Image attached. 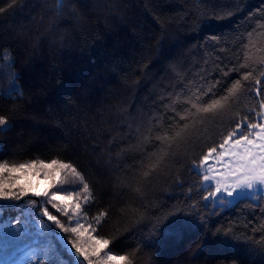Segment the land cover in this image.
Returning a JSON list of instances; mask_svg holds the SVG:
<instances>
[{
    "label": "trees",
    "instance_id": "obj_1",
    "mask_svg": "<svg viewBox=\"0 0 264 264\" xmlns=\"http://www.w3.org/2000/svg\"><path fill=\"white\" fill-rule=\"evenodd\" d=\"M239 63L253 75L224 109L197 113L183 102L218 80L214 91L223 95L241 75L224 73ZM262 72L264 0H64L62 7L0 0V116L8 121L0 162L58 157L77 166L92 190L80 222L110 241L105 251L113 256L127 254L134 264H264V197L205 207L212 187L190 171L209 147L219 150L236 122H260ZM13 77L18 89L8 95ZM165 132L180 136L161 144L156 137ZM44 187L41 179L37 190ZM45 201L26 197L0 209V229L29 214L39 223L45 207L67 220ZM177 229L182 235L166 234ZM217 229L231 230V238ZM70 255L56 258L68 264Z\"/></svg>",
    "mask_w": 264,
    "mask_h": 264
},
{
    "label": "snow or ice",
    "instance_id": "obj_2",
    "mask_svg": "<svg viewBox=\"0 0 264 264\" xmlns=\"http://www.w3.org/2000/svg\"><path fill=\"white\" fill-rule=\"evenodd\" d=\"M64 0H57L58 6H63ZM251 36V33L249 34ZM247 56V54H246ZM8 62L14 63L10 56ZM246 63L234 65L227 72H241L238 79L224 90L223 95L216 96L214 89L222 84V81H215L206 89L198 87L195 95V101L188 97L183 102L190 103L191 108H195L197 113L211 114L224 109L237 92L243 87V82L251 79V71H241L247 68ZM264 80V72L261 73L257 80L259 84ZM18 89L15 85V77L10 82L8 95L11 91ZM214 96L207 103H201L205 97ZM181 102L179 94L177 100L173 101V106ZM167 107V105H165ZM264 110V102L259 105ZM174 110V107H173ZM189 109H185V114H177L179 120L183 121L188 118ZM247 117L244 118V121ZM244 121L236 122L235 128L223 137L222 142L217 147H209L204 155L199 159V163L193 161L190 171L198 175L201 172L208 173L203 175L202 187H212L215 182V191L204 197L205 207L207 201L213 200L218 206L231 204L237 195L251 198L253 194L259 195L264 192V123H245ZM8 121L6 117L0 116V131L7 130ZM187 124L183 127L187 128ZM248 128V133L244 134L242 129ZM180 136L177 132L174 136H169L167 132L158 135L156 140L161 144L167 142L169 146ZM238 137V138H237ZM213 159L219 165V168L212 167ZM155 165L150 171L155 170ZM149 173L146 172L145 176ZM43 179L45 187L42 191L37 190L39 181ZM33 180L36 183H33ZM77 185H82L80 191H75ZM71 189V190H70ZM81 192L85 195L81 200ZM224 193L227 194L225 197ZM31 194L35 197H45L46 203L56 209L58 214L67 218L62 221L58 215H53L47 207L42 209V217L39 223L31 216L20 217L15 222L9 220L3 224L0 229V264H59L56 253L60 255L71 254L68 264H83L79 257L87 261V264H134L133 258L129 255L119 257L110 254L108 239L98 238L96 227L92 224L85 226L80 222L84 213V205L92 199V190L86 181L83 173L70 161L54 157L50 160L39 157L27 160L21 163L0 162V209L5 207L3 201H21ZM231 198V199H229ZM29 203H35L29 201ZM15 206V205H8ZM105 213L101 212L94 217L95 224L101 223ZM46 217V221L43 219ZM177 217L173 214L170 222L175 223ZM51 222L49 224L48 222ZM204 218L201 217V224ZM184 226L191 227V219L183 218ZM74 224V226H72ZM55 226V227H53ZM6 229L7 231H5ZM55 229H61L65 233L74 234L76 239L72 240L71 247L67 248V253L60 247L59 241L55 239ZM167 235H182L177 229L175 233L171 231ZM217 234L221 235L223 240L231 238V230H225L222 234L217 229ZM37 237L36 240L32 236ZM86 237V243H80L81 238ZM67 245L68 241L63 236L59 238ZM52 242H49V241ZM10 241H21L22 247L13 249ZM55 243V247H53ZM264 244V240L259 241ZM75 249V253L72 250ZM22 253V256H21ZM135 253H133V256ZM74 256L75 258H71ZM92 257H95L94 261Z\"/></svg>",
    "mask_w": 264,
    "mask_h": 264
},
{
    "label": "water",
    "instance_id": "obj_3",
    "mask_svg": "<svg viewBox=\"0 0 264 264\" xmlns=\"http://www.w3.org/2000/svg\"><path fill=\"white\" fill-rule=\"evenodd\" d=\"M26 197L33 198V199L36 201V204H37V202L39 201V197L32 196L31 194H29V195L26 196ZM26 197H24V198H26ZM24 198H23V199H24ZM2 203L5 204V207H10V206H8V205H19V204L21 203V201L2 202ZM36 204H35V205H36ZM36 214H37L38 216L42 217V215H40L39 213H36ZM44 219H46V218L44 217ZM49 224H51V222H49ZM60 236H63V237L65 238V240H67L66 237L64 236V234L61 232V230L55 229V237L57 238V240L59 241V243H60V244L66 249V251H67V248L71 247V243L67 240V241H68V244L65 245V244H64V241H61V240L59 239ZM72 252L75 253V249H73ZM73 257H74V256H73ZM74 258H75V257H74ZM79 259H80L81 261H83V264H87V261L83 260V257H79Z\"/></svg>",
    "mask_w": 264,
    "mask_h": 264
},
{
    "label": "rangeland",
    "instance_id": "obj_4",
    "mask_svg": "<svg viewBox=\"0 0 264 264\" xmlns=\"http://www.w3.org/2000/svg\"><path fill=\"white\" fill-rule=\"evenodd\" d=\"M260 123H264V110H260ZM219 151V150H218ZM212 163V167L213 168H219V165L215 162V160L213 159V161L211 162ZM205 174H208V173H204V172H201V182H202V180H203V175H205ZM201 185H202V183H201ZM212 192L213 191H215V182L213 181L212 182ZM224 195H225V197L227 196V194L226 193H224ZM259 195H261V196H263L264 197V192H261ZM238 197H242V196H239V195H237L236 197H235V199L236 198H238ZM258 197V195H256L255 193L253 194V196L251 197L252 199H256ZM229 199H231V198H229ZM234 199V200H235ZM211 202L213 203V204H217L216 202H214L213 200H211ZM22 254V253H21Z\"/></svg>",
    "mask_w": 264,
    "mask_h": 264
},
{
    "label": "bare ground",
    "instance_id": "obj_5",
    "mask_svg": "<svg viewBox=\"0 0 264 264\" xmlns=\"http://www.w3.org/2000/svg\"><path fill=\"white\" fill-rule=\"evenodd\" d=\"M62 232V231H61Z\"/></svg>",
    "mask_w": 264,
    "mask_h": 264
}]
</instances>
